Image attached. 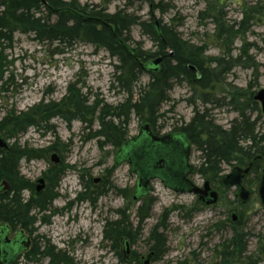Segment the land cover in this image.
<instances>
[{"label": "rangeland", "instance_id": "obj_1", "mask_svg": "<svg viewBox=\"0 0 264 264\" xmlns=\"http://www.w3.org/2000/svg\"><path fill=\"white\" fill-rule=\"evenodd\" d=\"M77 2L80 6L92 7L99 4L100 0ZM216 2L220 4L216 6ZM216 2L164 0V3H170L171 6L161 11L152 9V5L147 1L130 0V4L127 5L126 0H112L106 11L110 14L124 8L127 14L137 15L140 21L147 22L153 17V21L159 20L161 24L170 25L183 40L195 45H205L203 54L205 58H220L223 61L235 59L240 53L238 48L246 44L244 47L246 53L240 59L241 64L235 62L228 73L221 76L220 82H214L213 86L204 90L212 101L205 105L196 101L199 110L202 111L205 107L209 110L215 124L227 128L230 121L237 117V113L234 111L236 104L231 100L230 94L225 93L223 89L232 90L233 87H237L247 89L248 95L250 93L254 95L259 89L264 88V0ZM254 7H258V11L250 12ZM221 9L222 18L228 25L243 20L244 12L253 17L248 30L236 38L232 45L218 38L219 30L213 23L214 19H211L216 11ZM127 36V44L132 48L140 46L141 51L147 52L156 50L155 44L143 33L138 24L130 28ZM227 46L229 53L226 51ZM55 47V44L37 42L29 33L13 34L11 48L4 51L7 66L0 82V85L5 83L3 88H0V121L10 111L18 113L40 102H58L65 94L66 85L76 81H78L76 87H80L82 92L98 95V99L111 106H115L126 97L114 80L117 59L110 56L104 48L76 42L68 47L60 46L61 52L57 53L54 51ZM166 52L173 54L170 50ZM248 58L252 61L251 64L246 62ZM147 60H144L143 64ZM214 66L215 63L211 66L204 64V68L212 69ZM148 80L146 74L140 75L133 92L137 93L138 87L144 86ZM168 96L169 100L161 106L160 113H163V116L154 124V129L160 134L172 132L188 122L193 115L194 106L186 101L193 96L188 85L184 82L175 83ZM229 100L232 102L229 103ZM257 106L260 115L255 111L252 114L253 117L258 115L261 117L260 124L264 115L261 114L260 103ZM143 122L145 120L131 114L127 125L128 138L137 134ZM48 125L52 126V129L27 128L24 133L17 136L18 146L40 150L58 141L57 143L66 145L67 150L60 154L61 158L58 153L51 152L45 158L22 160L20 172L31 181L34 189L40 178L44 180L46 186L47 169L51 165H59L62 159L66 170L54 190L57 197L45 212L35 210L36 222L32 229L33 237L37 238L38 242L42 239L55 249L64 251L71 264H134L135 259L141 262V259L149 254L152 245L150 233L156 224L160 226L159 231L166 236L167 248L164 254L152 259L150 264H178L179 261H185L186 264H223L218 252L222 249V243L232 236L230 226L233 214L236 215L233 220H237V214L232 208L243 211L241 222H244V225L241 229L247 233L246 254L252 257L260 256L255 251L258 241L261 243L264 237V206L258 198L259 181L253 178L254 174L242 178L245 189L252 190L244 204L239 199L236 187L225 188L221 185L218 190L213 185L216 191H219V198L221 194L222 197L217 201L218 204L206 205L191 193H174L154 180L148 192L155 201L149 215L138 225L136 207L139 201H133L131 197L136 187L135 176L126 162L115 161L120 147H112L109 143L100 144L103 138H89V133L98 129V122L93 120L88 125L78 119H72L68 123L60 116H55ZM13 140H8L7 143L10 144ZM53 153L60 158L59 162L51 160ZM189 160L194 167L201 163L200 152L193 146ZM260 165L264 168V160H261ZM234 166L223 164L219 179L231 172ZM192 180L200 186L205 182L199 174L194 175ZM108 182L112 187H109ZM100 189H103L102 194L98 193ZM120 189H125L129 194L128 200L123 197ZM27 195L28 192H25L24 197ZM224 204L231 209L230 216ZM127 206L128 210L125 209ZM177 206L182 208L176 209ZM197 206L199 208L194 211L188 210ZM119 209H125L124 219L129 223V230L134 232L128 242L129 252L126 258L123 256L124 252L122 253L123 242L119 241L117 252L121 256V261L110 239L104 236L105 226L121 218ZM221 221L226 223L223 228ZM17 231H11L10 236ZM20 261L19 264H31L25 260ZM259 264L263 262L260 261Z\"/></svg>", "mask_w": 264, "mask_h": 264}, {"label": "trees", "instance_id": "obj_2", "mask_svg": "<svg viewBox=\"0 0 264 264\" xmlns=\"http://www.w3.org/2000/svg\"><path fill=\"white\" fill-rule=\"evenodd\" d=\"M77 1L0 0V82L3 80V72L7 66L4 51L11 48L13 34L15 32L29 33L37 42L55 44L54 51L57 53L61 52L60 46L68 47L76 42L90 43L96 48H104L110 56L117 59L118 64L114 66L116 74L114 80L118 89L125 93L126 97L120 103L111 106L98 99V95L82 92L80 87H76L78 83L76 81L66 85L65 94L58 102H40L23 112L10 111L1 119L0 136L6 141L14 139L7 145V149L0 151V182L5 181L8 184L7 193L0 194L1 223L8 225L12 231H32L33 224L36 222L35 210L42 212L49 207L57 195L54 190L66 170L62 159L59 165H51L47 169L48 175L45 173L48 184L40 192H35L31 181L21 174L20 162L45 158L51 152L63 154L67 146L56 141L51 146L40 150L21 148L16 142L19 134L24 133L29 127L52 129L48 122L55 116H60L68 123L72 119H78L88 125L96 120L98 129L89 133V138H103L100 144L109 143L112 147L118 148L129 137L127 125L131 114L151 125L161 119L163 116V113H160L161 106L169 100L168 93L175 83L184 82L191 88L193 95L186 99L189 105L194 106L192 118L184 125L175 128L174 131L184 133L194 149L200 152L201 163L194 168L195 174H199L203 180L211 181L219 189L223 185L219 180L222 172L221 166L234 164L242 168H251L253 178L256 181L259 180V164L261 160H264V117L259 124L261 117L258 103L254 101L253 95L251 93L248 95L247 89L237 87H233L232 90L223 89L225 93L230 94L231 100L236 104L234 111L237 113V117L230 121L227 128L215 124L206 107L201 111L196 106V101L201 105L212 101L204 90L213 86L212 83L220 82L221 76L228 73L229 68L235 62V64H241L240 59L246 53L244 50L246 44L238 48L240 53L235 59L223 61L220 58H205L203 57L205 45H195L183 40L176 34L174 27L161 24L159 20L157 31L153 17H150L147 22L140 21L137 15L127 14L124 8L109 14L106 10L112 0H100L99 4L92 7L80 6ZM126 1L129 5L130 0ZM137 1H147L152 5V9L161 11L171 6L170 3H164V0ZM216 1L214 0V3ZM218 4L215 3L216 6ZM221 11L222 9L216 11V14L210 18L214 19L213 23L219 30L218 38L232 45L236 38L248 30L253 17L244 12L243 20L228 25L223 20ZM254 11L257 12L258 7L250 9V12ZM137 24L155 44L156 50L154 52L141 51L140 46H137L136 55L141 61L162 55V65L158 72H144L141 65H137L115 40L114 36H117L127 42V33L132 26ZM109 26L113 27L112 31ZM167 50L173 54L167 53ZM226 51L230 52L229 46ZM247 60L246 62L251 64L252 61L249 58ZM206 63L208 66L215 63V66L212 69L204 68ZM189 66H193L195 70H191ZM197 73L200 75L199 78ZM142 74H146L149 80L144 86H139L138 92L134 93L133 88ZM4 84L1 83L0 88H3ZM90 98L92 99L89 102ZM231 100L229 103L232 102ZM253 111L259 114L258 117H253ZM108 185L112 187L109 182ZM25 192H28L27 197H24ZM102 192L103 189L98 190V193L102 194ZM120 192L126 200L130 198L125 189H120ZM133 195L134 191L132 198ZM221 197L222 194L219 200ZM135 200L139 201L136 207L139 225L149 215L155 198L144 194ZM177 208L182 207L177 206ZM198 208L199 206L188 210L194 211ZM225 208L230 216L231 209L227 205ZM125 209L128 210V206ZM125 209H119L120 219L108 223L104 228V236L112 242V247L120 261L121 256L117 252L119 241L126 239L129 242L134 234L131 229L129 230V223L124 219ZM232 210L236 212L237 220L231 221L232 236L222 243V249L218 252L222 263L259 264L262 261L264 264V237L261 243L258 241L255 251L257 255H260L259 257L246 254L245 237L247 233L241 229L244 225V222H241L243 211L237 208H232ZM220 223L223 224L221 228L226 224L224 221ZM159 227L156 224L150 233L152 245L148 253H152V259H157L158 256L164 254L167 248L166 236L159 231ZM36 253L49 256V264H71L64 251L57 250L50 244L42 252L37 251ZM134 264H140V261L135 259ZM178 264H186V262L179 261Z\"/></svg>", "mask_w": 264, "mask_h": 264}, {"label": "water", "instance_id": "obj_3", "mask_svg": "<svg viewBox=\"0 0 264 264\" xmlns=\"http://www.w3.org/2000/svg\"><path fill=\"white\" fill-rule=\"evenodd\" d=\"M154 26L158 31V21L154 20ZM109 28H113L109 26ZM118 42L124 48L126 53L134 56V50L127 47V45L118 39ZM137 65H141L144 72H158L161 67L162 56L151 58L149 61L142 65L140 60H135ZM191 70H195L193 66H189ZM197 77L200 75L197 73ZM255 102L260 103L261 113L264 114V88L259 89L254 95ZM143 132L133 139L127 140L116 153V161H129L131 171L136 175V192L134 199L148 193L149 182L158 178L164 187L171 189L174 193H191L198 196V198L205 203L216 204L218 200V193L211 190L209 181H205L202 186H196L191 181L187 180L186 176L191 168L188 166L189 143L185 134L174 133L164 135L159 138L147 132L146 125L142 127ZM146 132V134L144 133ZM7 144L4 138L0 136V149H6ZM53 162H59V157L56 153L51 154ZM249 168H239L237 166L232 168V171L221 178L222 183L227 188L236 187L239 191V199L243 203L246 202L250 195L249 190H246L242 184L241 176L247 173ZM261 180L258 186V198L264 205V170L261 172ZM44 187V180L38 179L35 187L36 191H40ZM0 190H8V185L3 181L0 185ZM233 219L236 215L233 214ZM8 226L0 224V245L3 249L7 250L11 247L10 241H6ZM22 232V231H21ZM20 240H24V236H19ZM25 243V242H24ZM124 255H128V241L124 239ZM23 246V244H22ZM0 247V248H1ZM2 250V249H1ZM152 253L147 257L141 259V264H150Z\"/></svg>", "mask_w": 264, "mask_h": 264}, {"label": "flooded vegetation", "instance_id": "obj_4", "mask_svg": "<svg viewBox=\"0 0 264 264\" xmlns=\"http://www.w3.org/2000/svg\"><path fill=\"white\" fill-rule=\"evenodd\" d=\"M162 58H163V56H162ZM150 59V58H149ZM149 60H147L144 64H143V62L141 63V64H143V65H145L147 62H148ZM143 125H146V129H147V132H149V133H151V134H153V135H155L156 137H159V138H161V137H163L164 135H168V134H174V133H182V132H180V131H172V132H167V133H163V134H160L159 133V131L157 130V129H154V125L152 124H150L149 122H143V124H141L140 126H139V129H138V131H137V134L135 135V136H133V137H130L129 138V140L130 139H133L134 137H136V136H138L141 132H143V129H142V127H143ZM145 134H146V132H144ZM184 134V133H183ZM185 138H187V140H188V143H189V154H188V158H187V160H188V166H190V168H191V170H190V172L188 173V175L186 176V178H187V180H189V181H191L192 182V184H194V185H196L195 184V181H193L192 180V177L194 176V175H197V174H195V170H194V166L191 164V161L189 160L190 159V154H191V143H190V140H189V138L187 137V136H185ZM7 149V148H6ZM1 150H3V149H0V151ZM123 162H126L127 164H128V167H129V169H130V165H129V161L127 160V161H121V162H119V163H123ZM252 166V165H251ZM250 166V167H251ZM245 168H248V167H245ZM264 170V168L262 167V166H260V164H259V175H258V178H259V183H260V180H261V178H260V176H261V172ZM130 171H131V169H130ZM232 171V170H231ZM132 172V171H131ZM133 173V172H132ZM134 174V173H133ZM251 174H253V172H251V168H249V170H248V172L247 173H245V174H242V176H241V179L243 178V177H245V176H249V175H251ZM134 176H135V183H136V175L134 174ZM221 178H222V176L220 177V179L219 180H221ZM154 180H157L158 182H160L162 185H163V187H164V184L158 179V178H154ZM154 180H151L149 183V187H148V189L150 190L151 189V185H152V182H154ZM204 181H206V180H204ZM3 181H1L0 182V185H1V183H2ZM222 182V181H221ZM209 183H210V188H211V190H214V191H216L217 189H215L214 188V186H213V184L211 185V181H209ZM258 183V184H259ZM242 184H243V186H244V188H245V185H244V183H243V179H242ZM8 185V184H7ZM45 186V185H44ZM197 186V185H196ZM198 186H200V185H198ZM46 187V186H45ZM257 188H258V186H257ZM169 189V188H168ZM43 190V189H42ZM171 190V189H170ZM219 190V189H218ZM246 190H248V189H246ZM258 190V189H257ZM7 191L8 190H0V194H6L7 193ZM172 191V190H171ZM35 192H37V191H35ZM40 192V191H39ZM217 193H218V200H219V191H216ZM249 192H250V195H251V193H252V190H249ZM221 194V193H220ZM196 198H197V200H199L200 202H202L199 198H198V196H196V195H194ZM57 197V195L54 197V199ZM53 199V200H54ZM52 200V201H53ZM217 200V201H218ZM51 201V202H52ZM203 203V202H202ZM219 202H217L216 204H218ZM243 203V202H242ZM205 204V203H204ZM216 204H213V205H216ZM244 204V203H243ZM50 206V205H49ZM49 207H46V209L45 210H43L42 212H45L47 209H48ZM233 216V215H232ZM46 217V216H45ZM232 221H234L233 219H232ZM1 223V222H0ZM2 225H6V224H3V223H1ZM6 226H8V225H6ZM34 230V229H33ZM33 230L32 231H28V232H21L22 230H18L17 232H15V233H13L12 235L13 236H10L11 235V229H10V227L8 226V230H7V234H6V237H7V239H6V241H10V242H12L11 243V247H8V249L7 250H5V249H3L2 247H1V245H0V264H19L21 261L20 260H25L27 263H31V264H43V261L45 260V263L44 264H49V261H50V257L49 256H47V255H42L41 253H39V254H37L36 252L37 251H39V252H42L44 249H45V247L48 245V242H45V241H43L41 238H39V239H41L39 242H38V239L37 238H35V237H33ZM24 236V240H20V237L19 236ZM25 242V243H24ZM43 244H42V243ZM22 244H23V246H22ZM2 249V250H1ZM57 250H59V249H57ZM125 258H126V256L125 255H123Z\"/></svg>", "mask_w": 264, "mask_h": 264}, {"label": "bare ground", "instance_id": "obj_5", "mask_svg": "<svg viewBox=\"0 0 264 264\" xmlns=\"http://www.w3.org/2000/svg\"><path fill=\"white\" fill-rule=\"evenodd\" d=\"M109 29H111V28H109ZM111 31H112V29H111ZM115 37V40L117 41V43L121 46V44L118 42V39L119 40H121L119 37H117V36H114ZM122 41V40H121ZM122 42H124V41H122ZM126 45H127V47H129V48H132V47H130V46H128V44H127V42H124ZM122 47V46H121ZM122 49L124 50V48L122 47ZM133 50H134V56L135 57H132L130 54H128V53H126L127 55H129L132 59H133V61L135 62V60H137V58L140 60V58L139 57H137V55H136V52H135V48H132ZM125 51V50H124ZM126 52V51H125ZM151 59V58H150ZM143 61H141L140 60V63H142ZM136 63V62H135ZM137 64V63H136ZM143 65V64H142ZM2 137V136H1ZM3 138V137H2ZM5 140V139H4ZM6 141V140H5ZM6 144L8 145V143H7V141H6Z\"/></svg>", "mask_w": 264, "mask_h": 264}]
</instances>
